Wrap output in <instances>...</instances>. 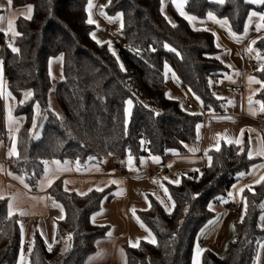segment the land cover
I'll return each instance as SVG.
<instances>
[{"label": "trees", "instance_id": "obj_1", "mask_svg": "<svg viewBox=\"0 0 264 264\" xmlns=\"http://www.w3.org/2000/svg\"><path fill=\"white\" fill-rule=\"evenodd\" d=\"M11 3L14 7L31 4L33 14L31 19L19 17L15 21L18 35L11 42L0 32L3 74L17 101L14 114L25 118L17 133V155L7 158L6 164L32 189L44 172L45 161L72 159L85 164L130 154L138 162L144 156L167 158L173 152L181 153L196 138L197 125L206 113L224 112L225 101L218 90L228 66L220 57L223 49L217 46L216 34L194 26L172 9L170 23L161 11L160 0H108L105 12L121 13V37L128 44L127 48L116 46V54L107 43H97L90 35L94 24L87 23L88 0ZM185 10L200 20L211 13L226 21L235 36H241L250 14H264V5L248 0H224L223 4L187 0ZM255 41L253 47L264 56V36ZM59 55L63 57V77L55 85L54 96L63 113L61 118L48 106L52 86L48 63ZM167 68L203 113L167 95ZM255 74L264 83V71L256 70ZM25 92L32 95L23 100ZM129 98L133 106L126 122L125 103ZM256 98L264 102V87H260ZM35 105L39 113L33 127ZM9 140L0 92V142L7 145ZM209 156L211 161L202 171L183 174L179 184L166 183L174 204L171 214L157 198L148 196V207L137 211V215L155 243L124 245L126 264H191L196 237L214 216L211 203L227 198L239 181V173L258 160L249 159L246 144L240 147L225 142L219 151L210 150ZM250 186L251 190L248 186L240 191L242 214L224 256L205 249L201 264L253 263L257 245L264 240V229L258 223L264 182ZM49 194L63 206L65 215L56 223L51 250L34 234L30 264H85L95 253L98 241L107 235L108 225L93 222L91 216L109 197V189L79 195L65 190L62 181L57 180ZM67 239L68 247L61 252ZM20 243L18 217H9L5 198L0 200V264L16 263Z\"/></svg>", "mask_w": 264, "mask_h": 264}, {"label": "crops", "instance_id": "obj_2", "mask_svg": "<svg viewBox=\"0 0 264 264\" xmlns=\"http://www.w3.org/2000/svg\"><path fill=\"white\" fill-rule=\"evenodd\" d=\"M92 4L93 7L90 9L92 19L103 27L95 13L98 0H93ZM29 7L32 9V16L33 6L31 4L14 7L12 3L9 5L8 0H0V16L5 18L0 23V32L5 33L11 30L13 26L15 27V21L19 17L25 18L28 15L27 9ZM166 9L167 14L163 12L161 5V11L168 19L169 14L173 18L170 9L180 15L172 2L167 3ZM183 10L186 13L185 6ZM101 11H103V8H101ZM250 17L251 14L243 34L236 36L240 39L233 38L227 24H218L208 17L203 20L195 19L192 22L196 27L211 29L216 34L217 45L223 49L220 57L227 64L228 71L220 80V84L224 82L240 84L243 85V91L231 93L223 91L221 86L219 87L218 96L225 101L224 112L219 114L206 113L203 121L198 124L202 125V127L198 131L196 128V138L187 144L185 151L181 153L173 152L167 158L156 155L144 156L138 162L131 156L133 158L131 166L137 169L131 171L128 163L129 156L122 158L107 156L99 161H90L85 164L79 163V171L76 170L77 161L72 159L59 161V165L54 163L55 161H47L44 172L38 179L35 189H32L25 180L22 184L18 179H13L8 175L12 172L7 169L6 160L10 157L9 152L13 147L17 153V133L25 118L22 115L14 114L17 101L7 87L8 82L3 74V62L0 60L2 62L0 63V92L3 99L4 126L10 139L7 145L4 142H0V195L6 197L7 211L9 212L8 205L11 204L13 215L18 217L21 243L15 264H30L29 253L23 252L22 246L27 245L30 248L35 233L41 237L48 248L49 245L51 247L54 245L56 223L61 220L60 217L64 218L65 215L63 206L49 194L50 187L57 180L62 181L64 189L77 194L88 193L89 189H109V197L104 198L100 209L91 216L93 222L108 225L106 237L98 241L96 251L92 256H96L99 259L104 256V261L107 260L106 264H114L117 251L121 250L125 254L124 245L133 247L131 244H136L138 246L141 241L149 242L154 238L142 225L137 215V211L148 207L149 195L159 198L158 200L160 201L162 193H165L166 183L173 181L174 178L179 179L185 173L194 172V169H199V172L202 171L209 162L208 152L210 150L216 149L222 142L227 143V140H239L240 143L236 145L243 147L246 144L247 153L249 151L253 152V158H258V160L248 170L244 171L243 175H239V181L231 191V195L223 200L211 203L210 208L213 210L214 216L203 226L196 237L191 264H194L197 247L202 250L201 253L205 249H210L216 255L224 256L228 243L234 238V225L242 214L240 211L237 215H231L226 209V206L232 201L233 191L240 193L242 188L256 183L261 176H264V167H259L264 165V156L256 155V152L261 147H264V123L256 119L258 114H264V112L259 111L260 105L255 103V101H260L256 98V94L262 83L249 82V78L259 80L255 71L261 65L253 58V55L258 53V51L253 47L252 41L264 36V30L257 31L255 28V25L260 22L258 16L252 17L251 23H249ZM10 22L12 28H9ZM14 35L16 36V34ZM8 39L10 38L8 37ZM105 39L102 43H107L111 52L117 53V47L112 44L111 39L109 37ZM249 47L253 48L254 51L249 52ZM57 57L60 58L61 55L51 58L48 63L51 83L53 81L55 83L51 86L52 90L51 88V91L49 90L51 96L48 92V100L50 98L51 103L55 99V85L63 77L62 59L51 63V60ZM251 60L257 61L259 64L258 68L250 69ZM169 70L167 68V72ZM167 79L166 77L168 90L170 89L174 93V98H177L180 88L170 85ZM24 94L23 100H26ZM249 97L253 101L251 111L249 109ZM55 110L59 112V109ZM197 111L201 113L199 110ZM38 113L39 108L37 109V105H35L33 127ZM39 133L40 129L36 131L35 135L38 136ZM217 134L220 135L218 136ZM217 141H219L218 144ZM191 149L197 150L191 151ZM153 157H158L159 163L154 162ZM141 160H144V163H141ZM169 165L172 168L170 174H163L160 177L153 176L155 168L159 166L169 167ZM46 169L49 171L46 172ZM12 175L21 177L15 173H12ZM49 181H52L50 187L48 186ZM112 181L117 183H112ZM154 181L159 183H154ZM53 201L62 206V208L53 206ZM262 205L264 204L262 203ZM133 209H135V214H133ZM21 212L26 214L21 215ZM262 215H264V207H262V212L259 216V225L262 223L260 220ZM261 245H264V240L258 243L252 264H264V247ZM201 253L199 264H201ZM21 256L24 257L23 262H21Z\"/></svg>", "mask_w": 264, "mask_h": 264}, {"label": "snow or ice", "instance_id": "obj_3", "mask_svg": "<svg viewBox=\"0 0 264 264\" xmlns=\"http://www.w3.org/2000/svg\"><path fill=\"white\" fill-rule=\"evenodd\" d=\"M11 2H12V0H8L9 5H11ZM109 2H110V0H109ZM186 2H187V0H172V3L175 4L176 9L179 11L180 15L183 16L186 20H188L189 23H192L193 21H195L196 18L193 17V16H189V15H187V14L184 12L183 9H184V5H185ZM215 2L220 3V4H223V3H224V0H215ZM248 2H249V3H253V4H261V5H264V0H248ZM162 3H163V0H162ZM92 7H93L92 0H88V8L91 9ZM27 12H28V15H27L25 18H26V19H31V12H32V9L29 7V8L27 9ZM257 16H258L260 22L257 23V24L255 25V28H256L257 31L264 30V14H258L257 12L253 11V12L251 13V17H250V21H249V23H251V18H252V17H257ZM119 18H120V17L118 16V17H116L115 19H119ZM166 18H167V17H166ZM208 18L211 19V20H214V21H215L216 23H218V24H222V25H223V24H226V23H227L226 21L216 20L215 17L212 16L211 13L208 14ZM4 19H5V18H4L3 16H0V23H2V22L4 21ZM108 19L110 20V22L113 20V18H110V17H109ZM169 22L171 23V21H169ZM87 23H89V24H93V23H94V21L91 19V15H89V19L87 20ZM121 26H122V25H121ZM172 26L175 27L176 25L173 24ZM9 28H12V24H11V22L9 23ZM14 34L18 35V33H14ZM90 35L92 36L93 39L96 38V37H95V33H90ZM231 35L233 36V38L240 39L239 37H236L234 33H231ZM97 43H101V42H100V41H97ZM109 43H110V42H109ZM255 43H256V41L253 40V41H252V44H255ZM217 46L219 47V45H217ZM166 47H167V46H166ZM12 50H13L14 52H15V51H18V50L15 49V48H13ZM170 50L174 51V49H170ZM248 51H249V52H252V51H254V49L251 48V47H249ZM113 54H115V53H113ZM258 58H259V57H258ZM59 59H63V57H60ZM0 63H2V62H0ZM121 68L123 69V65H121ZM258 71H264V64L261 65V67L258 69ZM249 82H250V83H251V82L262 83V82L259 81V80H254V78H249ZM262 87H264V83H262ZM9 95H10V94H9ZM24 95H25V98L27 99V98H29V97L32 95V93H30V92H26ZM127 103H128L129 108L126 109V112L130 111V108H131V106H132V101L129 100ZM255 103H257V104L260 105L259 111L264 112V102H261V101H255ZM252 104H253L252 98L249 97V109H250V111L252 110ZM38 107H39V106L37 105V109H38ZM253 114H255V113H253ZM34 127H35V125H34ZM200 127H202V125H197V131L199 130ZM241 134H242V133H241ZM217 135L219 136L220 134H217ZM198 138H199V137H198ZM226 142L229 143V144H233V143H235V144H239V143H240L239 140H227ZM218 143H219V141H217V144H218ZM185 146L187 147V145H185ZM196 150H197V149H191V151H196ZM216 150L219 151V147H218V146L216 147ZM9 155H10V156H12V155H17V153H16L14 147L10 150ZM256 155L264 156V147H261V148L256 152ZM248 157H249V159H252V158H253V152L249 151V153H248ZM152 159H153L154 162L159 163V158H158V157H153ZM208 159H209V161H211V157H210V156L208 157ZM132 161H133V158H132L131 155L129 154V161H128V163H129V170H130V171H131V170H137V169H135L134 167L131 166V165H132ZM140 162H141V163H144V160H141ZM44 163L47 164L46 161H45ZM54 163H56L57 165H59L60 162H59V161H55ZM65 163H67V162H65ZM76 163H77V169H76V170L79 171V170H80V168H79V161H77ZM169 167H171V165H169ZM259 167H264V165H260ZM63 170H67V169H63ZM47 171H49V170L46 169V172H47ZM194 171L199 172V169H194ZM8 175L11 176L13 179H18L22 184L24 183V179H23V177L13 176L12 173H9ZM240 175H243V173H241ZM165 179H167V177H165ZM261 182H264V176H261V177L259 178V180L256 181V183H258V184L261 183ZM51 183H52V181H49V184H48L49 187L51 186ZM112 183H117V182H116V181H112ZM154 183H159V182H158V181H154ZM169 183L179 184L180 181H179V179H177V180H175V181H169ZM25 187H27V185H25ZM65 190H67V189H65ZM249 190H251V186H249ZM89 191H92V189H89ZM96 191H103V189H102V188H97ZM164 191H165V193H167V189H166V188L164 189ZM240 191H241V193H242V192L244 191V189H241ZM79 194H80V195H87V193H79ZM229 195H231V193H229ZM5 198H6V197H4L3 195H0V200H4ZM169 198H170V197H169ZM157 199H159V198H157ZM225 202H227V201H225ZM161 203H163V201H161ZM53 206H55V207H61V208H62V206L56 204L55 201H53ZM150 207H151V204L149 203V208H150ZM173 207H174V204H173ZM261 207H264V205H261ZM8 208H9L8 215H9V217H11V216L13 215V212H12V210H11V209H12V205L9 204V205H8ZM166 210H167V209H166ZM132 211H133V214H135V209H133ZM20 214H21V215H25L26 213L21 212ZM169 214H171V213L169 212ZM60 218L62 219L63 217H60ZM260 220L262 221V223H261L259 226H260L262 229H264V215H262V216L260 217ZM109 235H110V234H109ZM69 238H70V237H69ZM149 242H151V243H155L154 238H153L152 240H150ZM130 243H131V242H130ZM137 244H138V242H137ZM131 246L135 247V246H137V245H136V244H131ZM261 246L264 247V245H261ZM49 250H51V245H49ZM201 251H202V250L199 249V247H197V249H196V257H195V259H194V264H199V256H200ZM23 259H24V257L21 256V262H23Z\"/></svg>", "mask_w": 264, "mask_h": 264}, {"label": "rangeland", "instance_id": "obj_4", "mask_svg": "<svg viewBox=\"0 0 264 264\" xmlns=\"http://www.w3.org/2000/svg\"><path fill=\"white\" fill-rule=\"evenodd\" d=\"M93 1V0H92ZM161 1V5H162V10L165 14H167V9H166V5L167 3L169 2H172V0H163V3H162V0ZM108 3V0H98V4L96 6V10H95V13L97 15V18L99 19V21L103 24V27L101 24H98V23H93L94 24V28L92 30L91 33H95V41H100L101 43L104 41L105 38L109 37V39H111L112 36L114 35H117V36H121V25H122V16H121V13L120 12H117L113 15H109L105 12V6L107 5ZM174 6L175 4L172 3ZM185 6V5H184ZM101 8H103V11H101ZM87 12H88V17L89 15H91L90 13V9L88 8V4H87ZM188 15V14H187ZM120 17L119 19H115L116 17ZM113 18V20L110 22V20L108 18ZM169 19L171 22H173V18H171L170 14L168 15ZM91 19H92V15H91ZM249 19V18H248ZM93 20V19H92ZM16 33V30H15V27L13 26V28L11 30H8L7 32L4 33L5 37L6 38H10V40L8 42H11L12 39L14 38V34L13 33ZM105 34V35H104ZM107 36V37H106ZM107 40V39H105ZM169 49H171L170 47H168ZM114 52V51H113ZM115 53V52H114ZM116 54V53H115ZM259 57V58H258ZM253 58L255 60H257L259 62L260 65L264 64V56L260 55L259 53H255L253 55ZM59 58H54L53 60H51L52 62L51 63H54L53 61H58ZM60 69H61V63H60ZM166 77L168 78L167 80H169V84L174 86V87H178L180 88V85H179V80L178 78L176 77V75L174 74V72L172 70H169V72H167L166 74ZM3 78V76H2ZM54 81L52 82V85H54ZM51 90H52V87H51ZM50 90V91H51ZM49 95L51 96V92H49ZM167 95L171 98H174V93H172V91L169 89H167ZM177 99H179L181 102H182V99L180 98L179 95H177ZM54 101L51 103L50 101V98L48 100V106L50 108V110L58 117H61L63 116V113L60 109V107L58 106L57 102L55 99H53ZM132 99H127L126 100V103H125V115H126V122L129 121L130 119V115H131V110H132V106H133V101H132V106L130 108V111L126 112V109L129 108L128 106V101ZM57 105V106H56ZM55 109H59V112L56 111ZM241 173H244L243 172H240L239 175ZM238 175V176H239ZM177 179H173V181H175ZM161 201H163V203H161ZM160 203L163 205V207L165 208V210L167 212H170L173 208V202L172 200L169 198L168 196V192L167 193H162L161 197H160ZM264 204V201L262 202ZM68 247V239L66 240L65 243H63V245L61 246V249L60 251L61 252H64ZM108 253V252H107ZM105 258L104 256L101 257L100 259L99 258H96V256H92L90 258L87 259V261L85 262V264H106L107 263V260L104 261ZM114 264H126V258H125V254L123 251H117L116 253V258L114 260Z\"/></svg>", "mask_w": 264, "mask_h": 264}, {"label": "built area", "instance_id": "obj_5", "mask_svg": "<svg viewBox=\"0 0 264 264\" xmlns=\"http://www.w3.org/2000/svg\"><path fill=\"white\" fill-rule=\"evenodd\" d=\"M111 42L117 47L120 48H127L128 44L127 41L124 40L121 36L114 35L111 37ZM259 64L255 60L250 61V69H256L258 68ZM221 89L226 92H235V93H240L243 91V85L240 84H231V83H221L220 84ZM179 95L182 99V103L188 108V109H196L199 110L201 113H203L202 109L200 106L195 102L194 98L191 96V94L188 92V90L184 87H180L179 89ZM256 119L264 123V114L260 113L256 116ZM172 172V168L167 167V166H159L154 169L153 171V176L155 177H160L163 174H170ZM243 206L242 203V198L240 193L233 191V197L232 201L226 206L227 211L231 215H237L241 211ZM22 251L29 253L30 248L27 245L22 246Z\"/></svg>", "mask_w": 264, "mask_h": 264}]
</instances>
